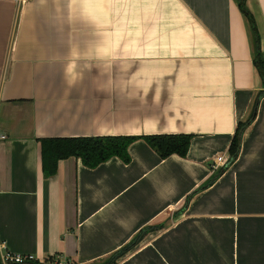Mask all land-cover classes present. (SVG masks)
I'll use <instances>...</instances> for the list:
<instances>
[{"label":"crops","instance_id":"1","mask_svg":"<svg viewBox=\"0 0 264 264\" xmlns=\"http://www.w3.org/2000/svg\"><path fill=\"white\" fill-rule=\"evenodd\" d=\"M245 4L264 56V0ZM255 45L235 0H0V239L90 264L181 209L116 264H264ZM154 134L191 135L187 155L138 139L128 163L43 176L41 139Z\"/></svg>","mask_w":264,"mask_h":264},{"label":"trees","instance_id":"2","mask_svg":"<svg viewBox=\"0 0 264 264\" xmlns=\"http://www.w3.org/2000/svg\"><path fill=\"white\" fill-rule=\"evenodd\" d=\"M238 8L247 17L251 33L255 39V59L254 63L264 81V56L257 46V33L252 15L248 12L245 0H235ZM245 123L238 125L235 135L228 149V161L230 165L237 157L239 150V131ZM192 136L189 134H154L143 136H86V137H56L40 140L41 144V163L43 176L48 178L57 171V165L60 160L68 158H78L82 164L88 168H95L101 163L116 157L122 162L130 161L128 148L131 143L138 139L144 140L161 159H165L173 154L180 157L187 155ZM226 166V165H225ZM182 210L174 212L176 216L180 215ZM164 225L146 226L141 229L126 245L115 251L109 257L100 259L90 264H116L117 261L131 251L139 242L149 233L163 228ZM54 256H49L43 261H35L32 264H54ZM77 264V263H66Z\"/></svg>","mask_w":264,"mask_h":264},{"label":"built area","instance_id":"3","mask_svg":"<svg viewBox=\"0 0 264 264\" xmlns=\"http://www.w3.org/2000/svg\"><path fill=\"white\" fill-rule=\"evenodd\" d=\"M0 138H4L1 136ZM224 162L222 156H218L213 159L212 169H217L220 164ZM35 261H43L38 259L33 254L17 253L10 250L6 242L0 239V264H32ZM54 264H66L61 258L55 257L53 259Z\"/></svg>","mask_w":264,"mask_h":264},{"label":"rangeland","instance_id":"4","mask_svg":"<svg viewBox=\"0 0 264 264\" xmlns=\"http://www.w3.org/2000/svg\"><path fill=\"white\" fill-rule=\"evenodd\" d=\"M176 219H177V216L174 214V212H172L171 214H169V215L167 216V218H165L164 221H161V222H160L161 225H162V224L164 225L163 228L158 229V230H155V231H153V232L147 234V235H146V236H145V237L139 242V244H138L137 246H135L131 251H133V250L136 249L137 247H140V245L142 246V245H144L145 243H147V242H149V241L151 242L152 238H153L155 235L159 234L160 232H163V231H165V230H167V229H168V230L174 229ZM160 223H157V224H155V225H159ZM145 241H146V242H145ZM201 242H204V241H201ZM141 243H142V244H141ZM201 244H203V243H201Z\"/></svg>","mask_w":264,"mask_h":264},{"label":"water","instance_id":"5","mask_svg":"<svg viewBox=\"0 0 264 264\" xmlns=\"http://www.w3.org/2000/svg\"><path fill=\"white\" fill-rule=\"evenodd\" d=\"M228 166V164H226ZM217 177V176H216ZM208 183L204 184L203 186H201L199 189H205L207 187ZM199 189H197L195 192H197Z\"/></svg>","mask_w":264,"mask_h":264}]
</instances>
